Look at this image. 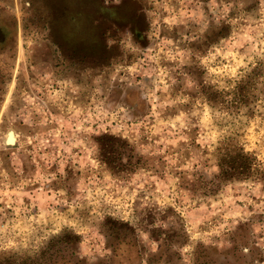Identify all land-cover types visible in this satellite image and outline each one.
I'll return each mask as SVG.
<instances>
[{"label":"rangeland","instance_id":"rangeland-1","mask_svg":"<svg viewBox=\"0 0 264 264\" xmlns=\"http://www.w3.org/2000/svg\"><path fill=\"white\" fill-rule=\"evenodd\" d=\"M0 264H264V0H0Z\"/></svg>","mask_w":264,"mask_h":264},{"label":"trees","instance_id":"trees-1","mask_svg":"<svg viewBox=\"0 0 264 264\" xmlns=\"http://www.w3.org/2000/svg\"><path fill=\"white\" fill-rule=\"evenodd\" d=\"M233 91L231 94L233 95L232 104L240 105L243 101L241 97V91H243L242 86L240 84L233 87ZM220 166L223 172L228 173L230 175L243 173L245 170H249L253 165V159L248 154H243L240 151H230L224 152L220 159ZM244 170V171H243Z\"/></svg>","mask_w":264,"mask_h":264},{"label":"bare ground","instance_id":"bare-ground-1","mask_svg":"<svg viewBox=\"0 0 264 264\" xmlns=\"http://www.w3.org/2000/svg\"><path fill=\"white\" fill-rule=\"evenodd\" d=\"M9 140H10V141L13 140V136H12V134H10V136H9Z\"/></svg>","mask_w":264,"mask_h":264}]
</instances>
